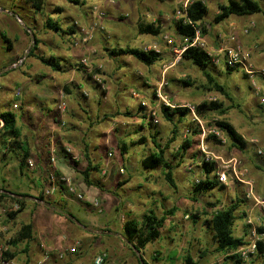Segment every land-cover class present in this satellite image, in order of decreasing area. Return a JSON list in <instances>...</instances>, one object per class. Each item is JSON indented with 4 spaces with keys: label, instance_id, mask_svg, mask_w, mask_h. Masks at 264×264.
I'll use <instances>...</instances> for the list:
<instances>
[{
    "label": "clouds",
    "instance_id": "clouds-1",
    "mask_svg": "<svg viewBox=\"0 0 264 264\" xmlns=\"http://www.w3.org/2000/svg\"><path fill=\"white\" fill-rule=\"evenodd\" d=\"M34 2L0 0V264H264V0Z\"/></svg>",
    "mask_w": 264,
    "mask_h": 264
},
{
    "label": "trees",
    "instance_id": "trees-1",
    "mask_svg": "<svg viewBox=\"0 0 264 264\" xmlns=\"http://www.w3.org/2000/svg\"><path fill=\"white\" fill-rule=\"evenodd\" d=\"M44 0H36V2L33 3V8L37 10V12L40 11V8L43 4ZM71 3H74L75 5H78L79 2L77 0H70ZM46 27L48 30L54 31V32H61L60 26L56 23H53L50 19L46 22ZM195 35V34H193ZM37 43V41H36ZM154 51V50H153ZM193 51L192 48L187 49L182 53L184 56H188L189 53ZM137 60H139V57H136ZM141 64H144V61H140ZM48 66H51L53 70H59L58 67L55 64H47ZM198 115V113H196ZM11 116V119H5L4 127L7 129V131L4 133V135L14 134V135H22L21 129L17 126L16 117L12 116L11 114L5 113V117Z\"/></svg>",
    "mask_w": 264,
    "mask_h": 264
},
{
    "label": "crops",
    "instance_id": "crops-1",
    "mask_svg": "<svg viewBox=\"0 0 264 264\" xmlns=\"http://www.w3.org/2000/svg\"><path fill=\"white\" fill-rule=\"evenodd\" d=\"M78 2H79V4L78 5H76V6H78V7H80V0H77ZM69 2H70V0H69ZM75 5L74 3H69V5H66V4H64V2H63V4H62V6H60V8H56V9H53V14L54 15H58L59 13H61V12H68L69 13V15L67 16V17H65V19L66 20H68V19H72V20H75L76 19V15H75V12L73 11L74 9H77V8H72L71 9V5ZM64 5H66V6H64ZM58 7V6H57ZM50 20H51V18H49ZM57 25H59V23H56ZM60 26V25H59ZM49 31H51V30H49ZM73 33H75L76 32V26H74L73 27V29L71 30ZM55 36H58V37H60V38H62V37H64V33L61 31V32H54V31H51ZM0 36H3L4 37V39H5V41H6V43L9 45V47H11V44H12V40L11 39H9V37H8V35H7V32H5V31H0ZM17 39H19V37H17ZM39 43H40V41H39V38H37V46L39 47ZM45 46H47V45H45ZM46 68H47V70L48 71H50V72H53V73H58L59 72V70H53L52 69V67L51 66H48V65H46ZM81 87L83 88V86L81 85ZM16 121H17V126L20 128V125H19V121L17 120V118H16ZM21 129V128H20ZM52 131L53 132H55L56 133V135H58V136H62V135H64V132H63V130H59V129H57V127L55 126V125H53L52 126ZM22 135H23V133H22Z\"/></svg>",
    "mask_w": 264,
    "mask_h": 264
},
{
    "label": "rangeland",
    "instance_id": "rangeland-1",
    "mask_svg": "<svg viewBox=\"0 0 264 264\" xmlns=\"http://www.w3.org/2000/svg\"><path fill=\"white\" fill-rule=\"evenodd\" d=\"M63 2H64V4H66V5H69V3H70L69 0H62V3H61V4H58V5H57L58 7H56V8H60V6H62ZM66 5H64V6H66ZM70 5H71V4H70ZM73 7H74V8H77V9L79 8V7L76 6V5H71V9H72ZM56 8H55V9H56ZM74 10H75V9H74ZM52 11H53V10H52ZM63 38H64V37H62L61 39H63ZM98 75H99V74H98ZM85 85H86V82H85V84H82L83 88L85 87ZM90 90H94V89H90ZM154 102H155L154 99H149V98H144V97L141 98V104H142V106L145 107V108L149 107V105L152 104V103H154ZM143 103H146V106H144ZM21 132H22V131H21Z\"/></svg>",
    "mask_w": 264,
    "mask_h": 264
},
{
    "label": "built area",
    "instance_id": "built-area-1",
    "mask_svg": "<svg viewBox=\"0 0 264 264\" xmlns=\"http://www.w3.org/2000/svg\"><path fill=\"white\" fill-rule=\"evenodd\" d=\"M191 43V42H190ZM98 75V74H97ZM144 106H146V103H143ZM194 115H196V113H194Z\"/></svg>",
    "mask_w": 264,
    "mask_h": 264
}]
</instances>
